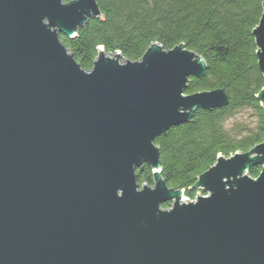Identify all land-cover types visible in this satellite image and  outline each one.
<instances>
[{"label":"water","instance_id":"95a60500","mask_svg":"<svg viewBox=\"0 0 264 264\" xmlns=\"http://www.w3.org/2000/svg\"><path fill=\"white\" fill-rule=\"evenodd\" d=\"M91 18L97 0H0V264H264V141L220 154L195 200L169 187L156 139L230 97L186 93L208 63L184 42L84 68L61 36ZM253 34L264 76V11Z\"/></svg>","mask_w":264,"mask_h":264},{"label":"trees","instance_id":"16d2710c","mask_svg":"<svg viewBox=\"0 0 264 264\" xmlns=\"http://www.w3.org/2000/svg\"><path fill=\"white\" fill-rule=\"evenodd\" d=\"M97 1L103 18H91L75 38L61 36L84 68H93L100 46L138 60L153 42L165 49L184 42L208 63L206 75L192 77L186 93L221 87L230 97L227 105L199 109L189 122L156 139L168 186L185 188L187 197L195 198L198 176L220 154L247 151L264 141V109L257 98L264 76L253 34L264 0ZM262 168L252 167L250 174L257 177ZM137 173L141 184L153 183L150 165L144 164Z\"/></svg>","mask_w":264,"mask_h":264},{"label":"built area","instance_id":"2783aa9c","mask_svg":"<svg viewBox=\"0 0 264 264\" xmlns=\"http://www.w3.org/2000/svg\"><path fill=\"white\" fill-rule=\"evenodd\" d=\"M200 193H201V192H199L198 194H200ZM198 194H197V195H198ZM196 198H197V196H196L195 198H192V199L188 197V199H190V200H195Z\"/></svg>","mask_w":264,"mask_h":264}]
</instances>
